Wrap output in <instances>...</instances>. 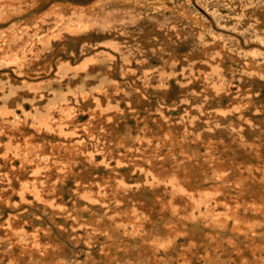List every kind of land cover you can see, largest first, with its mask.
Here are the masks:
<instances>
[{"label": "bare ground", "instance_id": "bare-ground-1", "mask_svg": "<svg viewBox=\"0 0 264 264\" xmlns=\"http://www.w3.org/2000/svg\"><path fill=\"white\" fill-rule=\"evenodd\" d=\"M46 1L0 0V264H264V0L213 2L255 52L192 0Z\"/></svg>", "mask_w": 264, "mask_h": 264}, {"label": "rangeland", "instance_id": "rangeland-1", "mask_svg": "<svg viewBox=\"0 0 264 264\" xmlns=\"http://www.w3.org/2000/svg\"><path fill=\"white\" fill-rule=\"evenodd\" d=\"M50 1L51 0H48V1H46V3L48 4ZM59 1H65V0H59ZM70 1L80 2V3H89V2H92L95 0H70ZM120 1H123V0H119V2ZM192 2L197 7V9L200 11L201 15H204L208 19L209 23H211L212 28L218 34L219 38H224L225 40L229 41V44L233 43V41L236 40L237 42H239L240 46H242V48L246 52H250V51L255 52L258 49L257 43L255 41L246 42V40L244 39V36L242 35L243 33H241L242 31L241 32L239 31V30L243 29L240 27V23H238L240 21V16L238 17L236 15V16L232 17L230 22H228V21L224 22V20H220L222 17H219L220 16L219 12L222 13V11H224L223 13H225V14L228 13L225 11L227 9L225 7H224V9H219L221 6L220 1L217 2V4H213V2H215V0H212L210 2L212 4H210V6L208 7L209 8L208 10H206V8L200 6V4L197 3V0H192ZM224 4L230 5L228 3H224ZM42 7H44V5H42ZM114 10H115L114 12H112L113 10H111L109 13V16L104 18V23H103L104 25H107L105 21H107L110 17H113V20L117 19L119 22H123V21L126 22L127 21L128 13L126 12V9H124L122 7H117ZM208 11H210V12H208ZM217 17H219L220 19L218 20ZM223 19H227V18H223ZM67 37H69V36H67ZM96 40H98V39H96ZM71 42L74 43L73 41H71ZM64 54H65L64 52H60L59 55H57L56 60L58 58H60V56H63ZM0 72H2V75H5V72H3V69H0ZM10 75L12 77H14V75L12 73H10Z\"/></svg>", "mask_w": 264, "mask_h": 264}]
</instances>
